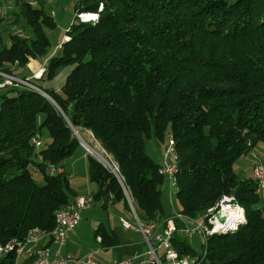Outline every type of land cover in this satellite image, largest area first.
<instances>
[{
	"label": "trees",
	"instance_id": "obj_1",
	"mask_svg": "<svg viewBox=\"0 0 264 264\" xmlns=\"http://www.w3.org/2000/svg\"><path fill=\"white\" fill-rule=\"evenodd\" d=\"M18 3L34 37L11 34L10 45L0 44V70L11 75L45 56L46 28L56 24L43 7ZM81 13L97 16L82 20ZM74 18L60 55L32 79L54 102L24 86L0 90V241L22 240L34 227L53 229L56 210L73 192L68 172L51 175L48 165L65 167L80 147L76 133L85 130L112 155L121 178L88 153L94 201L122 202L131 211L127 190L143 222L168 217L166 177L146 152V138L164 140L169 131L179 211L203 217L228 196L246 217L236 230L207 236L200 250L180 234L174 247L200 257L199 264H264L263 199L254 176L235 170L264 142V0H77ZM62 66L71 71L60 90L39 84ZM43 127L50 142L37 151L32 137ZM94 234L103 246L118 241L102 225ZM15 261L14 252L0 258Z\"/></svg>",
	"mask_w": 264,
	"mask_h": 264
},
{
	"label": "built area",
	"instance_id": "obj_2",
	"mask_svg": "<svg viewBox=\"0 0 264 264\" xmlns=\"http://www.w3.org/2000/svg\"><path fill=\"white\" fill-rule=\"evenodd\" d=\"M82 14V13H81ZM84 15V14H82ZM45 65L40 67L34 75L27 77L11 76V73L0 70V90L5 87H28L39 91L43 95L47 94L32 79H39L45 71ZM48 95V94H47ZM76 135H78L76 133ZM79 136V135H78ZM96 145L92 147L89 142L79 136L80 144L87 148L88 152L98 159L107 169L114 173L121 181L119 168L111 154H109L92 135ZM81 139V140H80ZM35 149L39 151L43 141L39 136L32 137ZM90 148V149H89ZM99 148L101 150H99ZM42 160V155H38ZM37 169V168H36ZM49 173L56 174L64 172V168L54 164L48 165ZM179 170L178 157L175 145L170 139L160 162L159 171L170 182L177 185V173ZM253 176L257 183V193L264 191V162H258L253 168ZM131 212L137 222V226L131 225L127 219L121 218V225L125 229H133L142 232L144 240L148 245L144 256H130L115 260L108 264H199L200 257L181 255L173 245L175 234H183L186 239L193 237L197 232L204 236V243L207 236L222 231L236 230L240 222L244 219L240 214L238 205L233 201V197L224 196L214 207L207 210L203 217L191 218L179 210H174L168 217L160 220H149L143 222L138 216L132 198L125 190ZM94 203L92 195H82L74 198L68 204L58 208L55 212V225L53 229L46 230L34 227L29 230L24 239L13 238L7 243L0 241V258L10 252L20 256L28 250L29 264H105L92 257L76 258L71 254H63L61 249L67 244L71 230H73L82 219V212L90 208ZM236 210V214L232 213ZM225 215L226 221L221 222L218 215ZM243 219V220H242ZM178 222L182 224L180 227ZM234 222V224H230ZM191 224V225H190ZM43 240H50L55 245L52 250L50 245L42 244ZM27 249V250H26ZM204 254V252H203Z\"/></svg>",
	"mask_w": 264,
	"mask_h": 264
},
{
	"label": "rangeland",
	"instance_id": "obj_3",
	"mask_svg": "<svg viewBox=\"0 0 264 264\" xmlns=\"http://www.w3.org/2000/svg\"><path fill=\"white\" fill-rule=\"evenodd\" d=\"M22 0H2V7H1V15L4 17L2 19L0 24V44L2 46L10 45V36L11 34H21L23 36H28L29 38L34 37V33L30 26L27 25L25 19L20 13V6L18 2H21ZM37 3L34 5L41 6L45 9V11L48 14H51L54 17V20L56 22L55 26L53 28H46V33L48 35L50 44L47 48V52L44 57H41L39 60L44 63L46 66L49 59L52 58L54 55H56L59 52V46L64 42V39L68 38L66 35V32L69 30L70 25L74 21L75 17V3L77 0H36ZM78 14V17L81 18V16H85L89 13H83ZM93 14V13H90ZM86 18V17H85ZM82 19V18H81ZM90 19V18H89ZM84 20V18L82 19ZM30 62V61H29ZM28 62V63H29ZM43 64L39 65V68L42 67ZM30 70V71H29ZM71 71L70 66H62L58 68L56 74L52 76L51 78H47L43 81H39V84L43 86V88H54L56 90H60L62 86L64 85L68 73ZM37 72L36 69L31 67L30 63L27 64V67H23L19 69L16 73L17 75L14 76H31L34 75ZM43 116L39 117V121L41 122ZM86 134V133H85ZM83 134L82 139L89 142V144L94 147L95 142L92 140H88L87 136ZM37 136H39L42 141L43 145L50 142V135L49 131L46 127L41 128V132L37 133ZM169 131L166 132L164 140L159 139L157 136L153 135L151 138H146V152L157 162H161L163 155L168 148V142H169ZM81 140V139H80ZM42 145V146H43ZM90 149V148H89ZM99 150H101L99 148ZM88 154L87 148H84L81 144L78 149V151L69 159L66 160V165L68 169L70 168L71 159L82 158V154ZM91 154V153H90ZM93 155V154H92ZM256 155L257 157L255 158ZM259 159L261 161L258 162H264V145H257L254 149V151L251 154H248L246 156H242L235 164V170L236 173L241 177L244 178L245 175L249 176V170L251 166L255 163V161ZM74 171L77 175H75V178L72 180L75 181H86V163L85 159H79L75 165H73ZM32 175L34 179L38 183H43V175L35 170H32ZM70 181V178H69ZM71 186V183H70ZM91 186H97L95 183L91 184ZM72 188V186H71ZM163 188V202L165 206L171 210L172 212L174 210H180V205L177 199V185L170 182L169 178H165V184L162 187ZM264 192V191H263ZM263 192H261L263 194ZM101 200H99L96 203V207L99 210L101 220L106 223L107 225H118V219L121 215H124V217L127 219V221L133 225L137 226V222L132 214L131 211H127L124 203L117 202L112 203L108 206V208L101 207ZM171 206V208L169 207ZM232 205H238V208L240 209V214L243 216V219H245V211L243 207H241L239 204H232ZM261 205H264L263 201ZM243 210V211H242ZM242 219V220H243ZM244 221V220H243ZM84 225H88V220L84 221ZM83 225V226H84ZM191 225V224H190ZM91 226V225H90ZM80 227V226H79ZM92 227V226H91ZM90 229L92 230V228ZM122 234L125 238L129 239L130 241H137L140 244L143 242V234L142 232H137L133 230H123L121 229ZM93 235V234H92ZM181 236L184 238V235L181 234ZM88 239H94V238H88ZM74 238L71 237V244H70V254H72L76 258H82V257H90V256H84L83 254H75L74 250L71 248L72 246H75L76 244L72 242ZM188 242L193 246L195 249L200 250L202 245L204 244V236L201 232H197L193 235V237L187 239ZM76 241V240H75ZM70 242V239L69 241ZM83 252L87 251L86 249L88 247V244L84 242L81 246ZM64 252V249H63Z\"/></svg>",
	"mask_w": 264,
	"mask_h": 264
},
{
	"label": "crops",
	"instance_id": "obj_4",
	"mask_svg": "<svg viewBox=\"0 0 264 264\" xmlns=\"http://www.w3.org/2000/svg\"><path fill=\"white\" fill-rule=\"evenodd\" d=\"M30 1L32 4L37 3L36 0H30ZM29 63L31 65V67H33L36 70L39 69V65H41V64L44 65V63L41 62V60H39V59H31ZM14 69H16V67H14ZM18 76L19 77H25V76H20V75H18ZM84 134L87 136L88 140H92L91 139L92 133L90 131L85 130ZM258 145H262V147H263L264 142H260V143H258ZM253 151H254V149L249 154H251ZM254 156H255V158L257 157L256 155H254ZM82 158L85 159L86 170H87V175H86L87 179H86V181L84 180L83 183L81 181L79 182L77 180H75V181L72 180L73 178H75V175H77L74 171L73 165H75L77 163V161H79V159H82ZM82 158L75 157L74 159H71V164H70L69 169L67 168V167H69L67 165L65 167H63L64 170L67 171L69 174L70 183H71L72 192H73L72 199H74L78 196H82V195H92L93 196L96 193V191L98 190V185L96 183H95L97 185L96 187L91 186V184H93L94 182L90 181L89 176H88L87 153L82 154ZM258 161H261V160L257 159L255 161L253 166H251L250 169H248L250 171L249 176L245 175L244 178L253 177V168L256 165V163H258ZM33 170L38 172V169H36V167H33ZM260 195L262 196L263 203H264V192H263V194L261 193ZM97 202L98 201H94L93 205L90 208H88L82 212V219H81L80 223L73 230H71L70 235H69L70 242H68L69 241V239H68L67 244L62 247L61 252L63 254H70L71 253L70 252V244H71V237H72V238H74V240H72V242H74L76 245L72 246L71 248L75 251L74 252L75 254H83L84 256H90V257H92V258H94V259H96L102 263H105V264H108L110 262H113L115 260H119L122 258L130 257V256H139V257L144 256L147 252V249H148V245H147L146 241L144 240V238L142 241L143 243L140 244L137 241H130L129 239L125 238L121 232V229L133 230V229H125L122 227L121 218H125L124 215H121L119 217L118 222H117L118 225H107L106 223H104L101 220L102 218H101L100 213H99L100 209H98L95 206ZM101 207H103L105 209L108 208V207L103 206V201L101 202ZM85 220H88V225H84ZM100 225L106 227L110 231L112 230L116 234V236L118 237V239H117L118 241H116L114 245L103 246L101 244V236H97V237L95 236V234H94L95 229H97ZM90 227L92 228V230L90 229ZM133 231H136V230H133ZM137 232H139V231H137ZM88 238H94V239L90 240ZM84 242H86L88 244V247L86 248L88 250L84 251L85 253H82L83 249L80 248L79 246H81ZM42 244H48V245H50L52 250L55 249V245L50 240H43L40 242V245H42ZM63 249H64V252H63ZM28 250H29V248H28ZM28 250L25 251L23 254H21L18 257L16 256V261L14 264H22L23 262H25L28 259Z\"/></svg>",
	"mask_w": 264,
	"mask_h": 264
},
{
	"label": "bare ground",
	"instance_id": "obj_5",
	"mask_svg": "<svg viewBox=\"0 0 264 264\" xmlns=\"http://www.w3.org/2000/svg\"><path fill=\"white\" fill-rule=\"evenodd\" d=\"M87 14V13H86ZM96 14L95 13H93V14H87V15H85V16H81V18L83 19L84 18V20H88L89 18H91V19H93V18H96ZM86 17V18H85ZM69 38V37H68ZM11 76H14V75H11ZM243 211V210H242ZM232 213L233 214H236V210H234V209H232ZM242 214V213H241ZM243 215V214H242ZM243 217V216H242ZM230 224H234V222H231Z\"/></svg>",
	"mask_w": 264,
	"mask_h": 264
},
{
	"label": "water",
	"instance_id": "obj_6",
	"mask_svg": "<svg viewBox=\"0 0 264 264\" xmlns=\"http://www.w3.org/2000/svg\"><path fill=\"white\" fill-rule=\"evenodd\" d=\"M60 51L58 52V55H60ZM44 96H46L50 101H52V102H54L53 101V99L49 96V95H47V94H45ZM77 137H78V139H79V136L77 135ZM218 219L221 221V222H225L226 221V216L225 215H218Z\"/></svg>",
	"mask_w": 264,
	"mask_h": 264
}]
</instances>
